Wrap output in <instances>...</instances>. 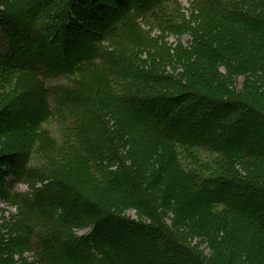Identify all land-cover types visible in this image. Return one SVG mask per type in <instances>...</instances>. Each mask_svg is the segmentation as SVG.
<instances>
[{
    "label": "trees",
    "instance_id": "16d2710c",
    "mask_svg": "<svg viewBox=\"0 0 264 264\" xmlns=\"http://www.w3.org/2000/svg\"><path fill=\"white\" fill-rule=\"evenodd\" d=\"M0 37V264H264V0H0Z\"/></svg>",
    "mask_w": 264,
    "mask_h": 264
},
{
    "label": "rangeland",
    "instance_id": "374dc122",
    "mask_svg": "<svg viewBox=\"0 0 264 264\" xmlns=\"http://www.w3.org/2000/svg\"><path fill=\"white\" fill-rule=\"evenodd\" d=\"M191 1L192 0H180V3L182 4V7L185 10H189V8L191 6ZM159 33L160 32H158L157 30L154 32L155 35H157ZM166 40L170 44L176 45L178 43L177 42V38H175L173 36H168ZM181 40L186 45V44H188V42L190 40V36H183L181 38ZM3 45H4V43H3V41L1 40V37H0V48L3 47ZM60 47L61 46H59V44L56 43V42L53 43V44L44 45V46L41 45V44H35V45H33V49L32 50H33V53H37V55L41 54L39 56H36V60L38 61V63L42 62L45 65H49L52 62L60 60V56H61V53H62V49ZM39 57L43 58V60L42 59L40 60ZM50 60H51V62H50ZM244 81H245L244 77L239 78V81H238V88L239 89H242ZM37 104H38L37 101L34 100V101H32V103L30 105L31 106H36ZM205 109L207 110V109H210V108H205ZM30 113H33V112H30ZM213 119H214V117H213ZM194 121L193 120L189 121V125H190V123H192ZM215 121H216V119H214V122ZM189 125H187L186 128H189ZM251 138H253V137H251ZM8 187H9L10 190L17 191V192H27L28 191V188H27L26 185L19 184V183L15 182V180L13 178H8ZM15 213H16V209L11 207V206H8L5 203L0 206V235L1 236H4L6 234V231H7L6 222L13 220L12 218L14 217ZM130 215L132 217H135V213L134 212H131ZM90 230H91L90 228L89 229H85V230H82V231L78 232L77 234L79 236H85V235H87L90 232ZM196 241L197 240H195V242ZM201 249H205V252H206L207 255L210 254L209 251L207 250L206 246L201 247ZM24 256H25V258L29 259V260H27V262L29 264L32 263V259H31L32 255H30L31 257H29V255H24ZM146 263H147V259L145 258L144 260H142L141 264H146Z\"/></svg>",
    "mask_w": 264,
    "mask_h": 264
}]
</instances>
